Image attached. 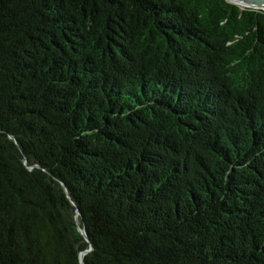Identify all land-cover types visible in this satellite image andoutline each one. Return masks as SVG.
Returning <instances> with one entry per match:
<instances>
[{
    "label": "trees",
    "instance_id": "1",
    "mask_svg": "<svg viewBox=\"0 0 264 264\" xmlns=\"http://www.w3.org/2000/svg\"><path fill=\"white\" fill-rule=\"evenodd\" d=\"M91 245L85 264H264V9L0 0V264Z\"/></svg>",
    "mask_w": 264,
    "mask_h": 264
},
{
    "label": "water",
    "instance_id": "2",
    "mask_svg": "<svg viewBox=\"0 0 264 264\" xmlns=\"http://www.w3.org/2000/svg\"><path fill=\"white\" fill-rule=\"evenodd\" d=\"M228 1L233 2V3H237L239 5H242V6L248 7V8L264 9V0H228ZM80 214H81L80 210H77L76 220L79 224L80 231L86 237V239L89 241V236H88L86 229L83 228L80 224V219H79ZM92 250H93V246L91 245L89 250L82 253V255H81L82 264H85L86 254Z\"/></svg>",
    "mask_w": 264,
    "mask_h": 264
}]
</instances>
